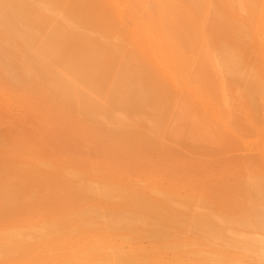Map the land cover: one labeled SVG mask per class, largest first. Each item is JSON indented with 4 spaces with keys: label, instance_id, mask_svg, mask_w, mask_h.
Masks as SVG:
<instances>
[{
    "label": "bare ground",
    "instance_id": "bare-ground-1",
    "mask_svg": "<svg viewBox=\"0 0 264 264\" xmlns=\"http://www.w3.org/2000/svg\"><path fill=\"white\" fill-rule=\"evenodd\" d=\"M188 261L264 264V0H0V264Z\"/></svg>",
    "mask_w": 264,
    "mask_h": 264
},
{
    "label": "rangeland",
    "instance_id": "rangeland-1",
    "mask_svg": "<svg viewBox=\"0 0 264 264\" xmlns=\"http://www.w3.org/2000/svg\"><path fill=\"white\" fill-rule=\"evenodd\" d=\"M181 153H182V155H183V157H185L186 159L188 158V159H197V157L195 156V155H192V154H190L189 152H186V151H181ZM238 154V155H237ZM230 153V152H228V153H226L225 154V156H223V161H226L227 160V162L229 163L231 160H234V159H236L235 157H242V156H245L246 154H244V153ZM238 157V158H239ZM153 159H155V157L153 156ZM203 159V161H205V162H208V161H210L211 160V157H206V158H202ZM201 159V160H202ZM230 159V160H229ZM232 162V161H231ZM142 246L143 247H145V248H148L149 246H148V243L147 242H142ZM170 250H166V254H165V259L166 260H170L171 258H172V256H173V254H171V252L172 251H170ZM186 264H189V261L186 263ZM259 264H262V263H259Z\"/></svg>",
    "mask_w": 264,
    "mask_h": 264
}]
</instances>
